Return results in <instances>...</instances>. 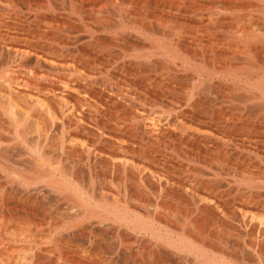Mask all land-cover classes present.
<instances>
[{
	"label": "bare ground",
	"instance_id": "6f19581e",
	"mask_svg": "<svg viewBox=\"0 0 264 264\" xmlns=\"http://www.w3.org/2000/svg\"><path fill=\"white\" fill-rule=\"evenodd\" d=\"M262 193L264 0H0V264H264Z\"/></svg>",
	"mask_w": 264,
	"mask_h": 264
},
{
	"label": "rangeland",
	"instance_id": "374dc122",
	"mask_svg": "<svg viewBox=\"0 0 264 264\" xmlns=\"http://www.w3.org/2000/svg\"><path fill=\"white\" fill-rule=\"evenodd\" d=\"M172 51H173V52H172ZM156 52H158V51H156ZM156 52H155V53H156ZM179 52H180V53H178V55H181V54L183 53V51H179ZM176 53H177V51H176V50L174 49V47H173L172 50H171V54L176 55ZM182 58H183V55H182ZM188 67H189V68H188ZM188 67L184 68V69H183L184 71H182V72L184 73V72L187 71V70H188V71H191V70H193V71L195 70V71H196V69H194V67H193L192 65H190V66H188ZM191 67H192V68H191ZM91 101H92V100H91ZM32 112H33V111H31V113H32ZM31 113H29V115H31L30 120L32 119V120H34V122L31 120L32 124H31V122H30L29 126H30V125L32 126L33 123L38 122V123H37L38 125L41 124V125H39V128L41 127V129H37V130H39L40 132H43V130H44V132H45V126H44V123L42 122V120H39L38 118H36V117H35L36 114H35L34 112H33L34 117H32L33 115H32ZM39 122H40V123H39ZM41 122H42V123H41ZM91 123H92V122H91ZM92 124H93V123H92ZM92 124H90V125L93 127ZM38 125H36L35 127H38ZM42 126H43V128H42ZM54 127H55V126H54ZM32 128H33V127H32ZM55 128H56V129H55ZM55 128H54L53 130L56 132V130L58 129V127H55ZM94 128H95V126H94ZM95 129H96V128H95ZM56 133H59V131L57 130ZM74 134H75V133H74ZM80 143H81V144H80ZM82 143H83V141H82V142H81V141H78V142H77V144H78V145L80 144L81 146H82ZM84 144H85V143H84ZM84 144H83V146L86 147V145H84ZM92 144H93V145H91V147H90V148H91V149H90L91 152L94 153L95 150H98V149H99V150H105V149L107 148L106 151L109 152V154L113 156L112 158L115 157V158H114V159H116L115 162L118 163V162H117V159H118V161H119V158L121 157V155L119 154L118 151H115L114 149L110 148V147L108 146V144H106V143H104V142L95 141V142L92 143ZM105 144H106V145H105ZM176 145H177V144H176ZM78 148H79V147H78ZM92 148H94V149L92 150ZM103 148H104V149H103ZM184 149H185V147H183V148L177 147V148L174 149V151L177 150V151H175V153H174V160H175V161L172 162V164H173L175 167H179V163H180V162H181V164H185V165H188V166L190 165V166H192V167H198L199 169L203 170V174H204V175L202 174L203 177H200V179H203V180H205V181H207V179H210V180H208V181H211V180L213 181V180H215V179L218 178L217 180L220 181V186H222V184H224V183L227 182L228 180H229L228 183L231 182V179H230V178H227V177L224 176V175H223V176L221 175V176H220L221 178H220L219 176L217 177V175H216V171H217V170H216L215 168H214L213 171L211 170V168L209 169V166H210V165H207L208 162H206V161H208L209 158H210L208 155H206V154L204 155V158H205V160H206V161H205V160H204V161H205V163H206V165H207V166H205V164H203L204 162H200L199 160L195 161L196 159H195V160L193 159V160H194V162H193V161L191 160L192 158H190V156L184 157V155H183V157H184V158H183V157L181 156V153H182V154L184 153V152H182V151H184ZM79 150H80V149H79ZM112 150H113V151H112ZM185 150H186L185 155H191V154H193V152H192L189 148H188V149L186 148ZM189 150H190V151H189ZM59 153H60V152H59ZM113 154H114V155H113ZM178 154H179L180 156H179ZM205 156H206V157H205ZM77 157H78V156H77ZM77 157L75 156L76 159H77ZM175 157H176V159H177V158H178V159L176 160ZM76 159H74V162L76 161ZM179 161H180V162H179ZM198 161H199V162H198ZM176 162H177V163H176ZM178 162H179V163H178ZM213 167H214V166H213ZM75 169H76V168H75ZM75 171L78 172V173L75 172V173H76V176H77L76 178H79V179L82 178L81 180H83V179H84V178H83L84 176H83V173H81V172H82L81 169H79V167H78ZM80 171H81V172H80ZM208 171H209V172H212L213 175H212L211 173H209ZM183 172H184L185 174H184ZM205 172H206V173H205ZM180 173H181V174H180ZM77 174H78V175L80 174L81 176H80V175L78 176ZM100 174H101V175H100ZM103 174H104V172H103V173H102V172H99V174H98L99 177H100L101 179H103V178H102V177H103ZM176 174H177V175H176ZM189 174H190V173H188V172L186 173L185 171H181V170H179L178 168H176L175 171L173 172V174L171 175L172 177H170V178H171L172 180H174L175 182H178V181H179V177H180V179H181L180 181H181L182 183H181L180 181H179V183H181L182 189L184 190V193H186V195H191V194L199 193V191H198L194 186H192L190 183H186V182H185L186 180H188V178H190L191 176H192V177L194 176L193 174H190V175H189ZM210 174H211L212 176H211ZM180 175H181V176H180ZM82 176H83V177H82ZM214 176H215V177H214ZM113 177L115 178V179L113 178L114 181H117L118 179H117L116 177L119 178L120 176L115 175V176H113ZM213 177H214L215 179H214ZM185 178H186V179H185ZM219 178H220V179H219ZM224 178H225V180H224ZM119 179H120L119 181H121V177H120ZM222 179H223V180H222ZM183 180H184V181H183ZM95 181H96V180H95ZM119 181H118V182H119ZM219 181H218V182H219ZM118 182H114V183H115V185L117 184V186L119 185V187H120V183H121V182H119V183H118ZM96 183H97V182H96ZM230 184H233L232 186H234L236 183H235L234 181H232ZM96 185H97V184H96ZM115 185H114V186H115ZM183 185H185V186H183ZM189 185H190V186H189ZM241 185H242V186H241ZM246 185H247V184H240L239 186L242 187L243 189H246V188H253V187L255 188V187L257 186L256 184H254V185H253V184H249L248 187H247ZM251 185H253V186H251ZM117 186L114 187V191L116 190L115 193H117V190H118V188H119V187H117ZM186 186H187V187H186ZM225 186H226V185H224V186H222V187H225ZM243 186H244V187H243ZM250 186H251V187H250ZM260 186H261V185H258V187H260ZM262 186H263V185H262ZM188 187H189V188H188ZM193 187H194V188H193ZM115 188H116V189H115ZM242 188H241V189H242ZM254 188H253V189H254ZM256 189H257V188H255L254 191H256ZM257 190H258V189H257ZM196 191H197V192H196ZM98 193H100V192L97 191V194H98ZM262 194H263V196H264V193H262ZM99 195H100V194H99ZM99 195H98V197H99ZM100 196H101V195H100ZM104 198H106V196H104ZM106 199H107V200H109V199L111 200L112 198L109 197V198H106ZM46 231H48V230H46ZM46 233H47V236H48V233H49V232H46ZM45 236H46V235H45V232H44V234H43L42 236H40L42 241H43L44 239H45L46 242H49L50 240H51V242L54 241V238H52V237H50V236L47 237V238H50V240L48 239V240H49V241H48V240L45 238ZM42 237H43V238H42ZM56 239H57V238H56ZM41 240H40V238H39V241H38V239L35 240V241H36V242H41ZM45 241H44V242H45ZM54 242H55V241H54ZM65 246H67V245H64L63 249H64V248H65V249L68 248V251H67V250L65 251V249H64V250H59V251H58L59 254H61V252L63 251L64 254L67 252V253H68V256H71V257H72L74 253H72V251H71V250H72L71 247H70V246L65 247ZM69 249H70V251H69ZM64 251H65V252H64ZM67 253H66V254H67ZM70 254H72V255H70ZM74 255H75V254H74ZM76 257H77V259H78L79 261H81L82 258L86 259V260H84V259L82 260V262L84 261V263H88V264H104V263H101V262H98V261H97L98 263H96V261H93V262H94V263H93L90 259L85 258V257H82V256H78V255H76ZM76 257H75V258H76ZM85 261H86V262H85ZM87 261H88V262H87ZM89 261H90V262H89ZM91 262H92V263H91Z\"/></svg>",
	"mask_w": 264,
	"mask_h": 264
}]
</instances>
